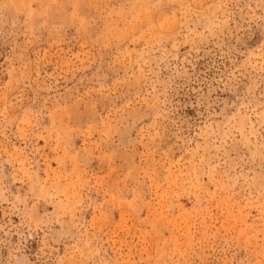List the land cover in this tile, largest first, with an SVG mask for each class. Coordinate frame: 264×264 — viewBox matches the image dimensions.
Masks as SVG:
<instances>
[{
	"label": "rangeland",
	"instance_id": "obj_1",
	"mask_svg": "<svg viewBox=\"0 0 264 264\" xmlns=\"http://www.w3.org/2000/svg\"><path fill=\"white\" fill-rule=\"evenodd\" d=\"M0 264H264V0H0Z\"/></svg>",
	"mask_w": 264,
	"mask_h": 264
}]
</instances>
